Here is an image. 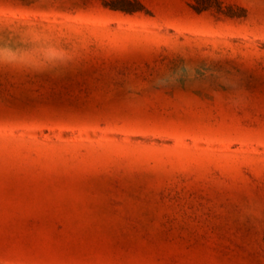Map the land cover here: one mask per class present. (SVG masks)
Masks as SVG:
<instances>
[{"label": "rangeland", "instance_id": "obj_1", "mask_svg": "<svg viewBox=\"0 0 264 264\" xmlns=\"http://www.w3.org/2000/svg\"><path fill=\"white\" fill-rule=\"evenodd\" d=\"M0 264H264V0H0Z\"/></svg>", "mask_w": 264, "mask_h": 264}]
</instances>
